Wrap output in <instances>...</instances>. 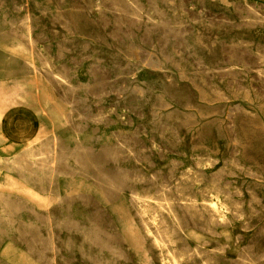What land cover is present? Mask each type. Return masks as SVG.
<instances>
[{"label": "rangeland", "instance_id": "obj_1", "mask_svg": "<svg viewBox=\"0 0 264 264\" xmlns=\"http://www.w3.org/2000/svg\"><path fill=\"white\" fill-rule=\"evenodd\" d=\"M19 95L0 264H264V0H0Z\"/></svg>", "mask_w": 264, "mask_h": 264}, {"label": "bare ground", "instance_id": "obj_2", "mask_svg": "<svg viewBox=\"0 0 264 264\" xmlns=\"http://www.w3.org/2000/svg\"><path fill=\"white\" fill-rule=\"evenodd\" d=\"M27 100V96L19 95L16 97H0V144L3 142L5 136L3 135V114H4V106L7 105L10 101L15 100ZM42 131L39 132L41 134ZM14 136V135H13ZM37 138V137H36ZM35 138V139H36ZM34 139V140H35ZM33 139L28 140L25 144L29 145ZM7 147H1L0 145V170L2 167L9 166L12 163L19 162L22 165H26L27 167H30L33 163V159L25 154L23 150H19V148L24 147H16L17 150L14 153H8L5 151ZM15 148V147H14ZM12 154V155H11ZM212 210L216 213H221L217 206H212ZM134 229L133 232V238L137 241L141 238V231L139 229L132 228L131 231ZM100 244L105 243L102 238H96Z\"/></svg>", "mask_w": 264, "mask_h": 264}]
</instances>
